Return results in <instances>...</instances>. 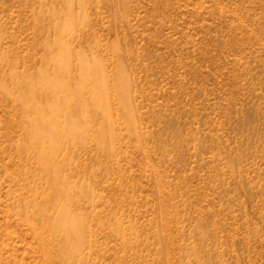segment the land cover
Segmentation results:
<instances>
[{
	"label": "rangeland",
	"instance_id": "obj_1",
	"mask_svg": "<svg viewBox=\"0 0 264 264\" xmlns=\"http://www.w3.org/2000/svg\"><path fill=\"white\" fill-rule=\"evenodd\" d=\"M0 264H264V0H0Z\"/></svg>",
	"mask_w": 264,
	"mask_h": 264
},
{
	"label": "bare ground",
	"instance_id": "obj_2",
	"mask_svg": "<svg viewBox=\"0 0 264 264\" xmlns=\"http://www.w3.org/2000/svg\"><path fill=\"white\" fill-rule=\"evenodd\" d=\"M51 137V136H50ZM68 205H65V206H62V208H61V217H62V219H63V225L61 224L60 225V228L61 229H63V226H64V224H65V222L67 223L68 222V220H70L71 218H72V215H71V213H70V211H69V206L67 207ZM59 229V228H58ZM62 246L64 245V242H63V244H61ZM61 246V247H62Z\"/></svg>",
	"mask_w": 264,
	"mask_h": 264
}]
</instances>
